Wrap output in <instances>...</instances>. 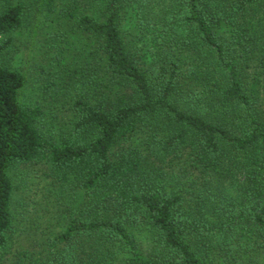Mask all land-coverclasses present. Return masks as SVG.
I'll use <instances>...</instances> for the list:
<instances>
[{
    "label": "trees",
    "instance_id": "trees-1",
    "mask_svg": "<svg viewBox=\"0 0 264 264\" xmlns=\"http://www.w3.org/2000/svg\"><path fill=\"white\" fill-rule=\"evenodd\" d=\"M67 2L32 3L94 42L73 120L51 137L6 59L26 0H0V260L264 264V0ZM31 165L48 171L64 228L14 247V184Z\"/></svg>",
    "mask_w": 264,
    "mask_h": 264
},
{
    "label": "rangeland",
    "instance_id": "rangeland-1",
    "mask_svg": "<svg viewBox=\"0 0 264 264\" xmlns=\"http://www.w3.org/2000/svg\"><path fill=\"white\" fill-rule=\"evenodd\" d=\"M32 3L33 0H26L28 18L24 27L11 35L12 45L6 59L24 76L23 99L31 106L41 108L44 130L48 136L55 137L65 133L73 120L70 106L75 93L84 87L81 82L85 75L83 61L94 66L86 51L94 42L83 35L73 21L63 17L65 11L55 7L36 9ZM73 4L83 6L84 2L68 0L66 5L71 11ZM122 29L130 46L141 50L146 61L150 60L153 54L150 39L139 38L140 32L130 16ZM75 80L80 83L75 84ZM48 178V171L43 166L32 165L16 177L12 206L18 214L15 232L20 239L14 247L29 248L26 247L29 243L28 229L57 232L64 228L58 221V201L46 187ZM13 261L8 254L0 264H12Z\"/></svg>",
    "mask_w": 264,
    "mask_h": 264
}]
</instances>
